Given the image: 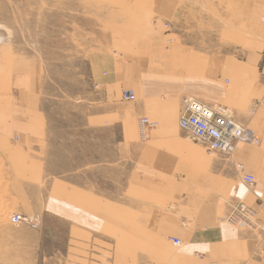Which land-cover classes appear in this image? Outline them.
Returning a JSON list of instances; mask_svg holds the SVG:
<instances>
[{
    "label": "rangeland",
    "instance_id": "obj_1",
    "mask_svg": "<svg viewBox=\"0 0 264 264\" xmlns=\"http://www.w3.org/2000/svg\"><path fill=\"white\" fill-rule=\"evenodd\" d=\"M0 26V264L84 259L73 255L81 237L63 221L59 185H49L48 197L43 183L39 204L31 202L36 191L26 185L29 149L22 144L34 130L45 128L48 173L57 180L86 149L100 167L114 162L119 177L132 156L129 129L140 133L141 108L152 131L159 115L174 117L173 102L177 118L187 97L233 111L226 99L249 89L244 74L264 55V0H0ZM127 90L134 101L124 100ZM263 108L250 102L242 120L234 111L233 118L255 132L251 121ZM255 137L257 146L236 150L260 149L263 139ZM18 214L36 228L11 223Z\"/></svg>",
    "mask_w": 264,
    "mask_h": 264
},
{
    "label": "crops",
    "instance_id": "obj_2",
    "mask_svg": "<svg viewBox=\"0 0 264 264\" xmlns=\"http://www.w3.org/2000/svg\"><path fill=\"white\" fill-rule=\"evenodd\" d=\"M262 57L261 66L253 63L256 67L244 74L249 89L238 90V99L235 95L226 99L235 119L242 120L240 112L247 103H264ZM255 69L262 76L259 80L253 76ZM171 107L174 117L168 115L166 121L159 115V127L156 131L146 128L143 139L139 129H129L132 133L126 141L132 156L119 177L114 162L108 160L100 167L98 154L86 149L81 160L75 154V167L61 169L57 180L48 173L49 152L41 132L45 128L34 130L29 144H22L29 149L26 185L36 191L31 202L39 204L43 183L48 197L49 185H59L63 221L74 236L81 237L82 249L72 251L84 258L80 264H264V233L238 229L221 220L227 203L242 199L264 225V108L251 121L263 146L237 149L229 160L222 154L210 155L180 130L176 102ZM138 113V122L149 114L144 108ZM36 116L44 123V114ZM93 119L88 121L92 127ZM242 173L254 177L250 193L240 183ZM175 238L180 246L172 245ZM106 239L111 245L107 250ZM85 241L90 242L88 248H83ZM70 254L66 251L68 259Z\"/></svg>",
    "mask_w": 264,
    "mask_h": 264
},
{
    "label": "built area",
    "instance_id": "obj_3",
    "mask_svg": "<svg viewBox=\"0 0 264 264\" xmlns=\"http://www.w3.org/2000/svg\"><path fill=\"white\" fill-rule=\"evenodd\" d=\"M123 95H125L124 100L134 101L135 97L131 91H125ZM178 125L183 132L211 153L232 156L238 146L259 144L253 130L234 121L233 112L229 108L220 105L209 106L194 98L187 97L182 100ZM139 126L140 138L143 139L145 127L154 125L146 118H142ZM236 166L237 170L242 171L240 164ZM240 183L250 192L254 187V177L242 173ZM227 205V212L221 220L238 229L264 233V227L258 222L255 210L247 206L242 199L235 203H227ZM10 221L14 225L23 224L33 229L36 228L35 222H29L27 217L19 214L13 215ZM171 243L174 247L180 246L179 239H171Z\"/></svg>",
    "mask_w": 264,
    "mask_h": 264
},
{
    "label": "bare ground",
    "instance_id": "obj_4",
    "mask_svg": "<svg viewBox=\"0 0 264 264\" xmlns=\"http://www.w3.org/2000/svg\"><path fill=\"white\" fill-rule=\"evenodd\" d=\"M5 34H6V30L2 27V26H0V45H2L3 44V42L5 41V39H6V36H5ZM127 91H129V90H127ZM132 92V91H131ZM133 94V93H132ZM134 95V94H133ZM134 97H135V95H134ZM135 99V98H134ZM195 99V98H194ZM199 101V100H198ZM132 102V101H131ZM201 102V101H200ZM181 108V107H180ZM231 112H233L232 110H230ZM178 120H179V113H178ZM235 121V120H234ZM237 123V122H236ZM177 125H178V121H177ZM179 126V125H178ZM181 130V129H180ZM236 150V149H235ZM235 150H234V152H235ZM233 152V153H234ZM233 153H232V156H233ZM232 156H230V157H232ZM249 175V174H248ZM251 176V175H250ZM13 215H11L10 216V218L12 217ZM22 216H25V217H27V219H28V221L29 222H32L33 221V218L32 217H30V216H26V215H22ZM33 222H35V221H33ZM35 224H36V222H35ZM263 227H264V225H263Z\"/></svg>",
    "mask_w": 264,
    "mask_h": 264
}]
</instances>
